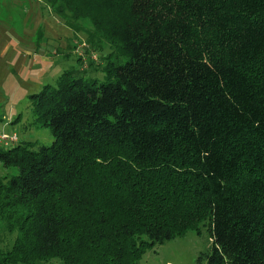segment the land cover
Returning <instances> with one entry per match:
<instances>
[{"label":"trees","instance_id":"obj_1","mask_svg":"<svg viewBox=\"0 0 264 264\" xmlns=\"http://www.w3.org/2000/svg\"><path fill=\"white\" fill-rule=\"evenodd\" d=\"M39 1L109 53L28 97L50 145L0 146V264H138L199 225L197 264H264V0Z\"/></svg>","mask_w":264,"mask_h":264},{"label":"rangeland","instance_id":"obj_2","mask_svg":"<svg viewBox=\"0 0 264 264\" xmlns=\"http://www.w3.org/2000/svg\"><path fill=\"white\" fill-rule=\"evenodd\" d=\"M68 18L72 30L39 0H0V133L15 134L17 142L33 148L50 145L52 138L34 124L30 95L43 86H55L66 72L103 80L109 48L86 35L92 29L88 20ZM11 174L0 164V183ZM11 238L0 225V248L6 250ZM207 248V233L199 225L197 232L188 231L145 251L138 264H197Z\"/></svg>","mask_w":264,"mask_h":264},{"label":"built area","instance_id":"obj_3","mask_svg":"<svg viewBox=\"0 0 264 264\" xmlns=\"http://www.w3.org/2000/svg\"><path fill=\"white\" fill-rule=\"evenodd\" d=\"M16 140L15 134L0 133V146H11L17 142Z\"/></svg>","mask_w":264,"mask_h":264}]
</instances>
